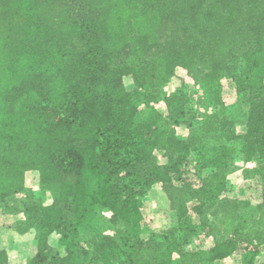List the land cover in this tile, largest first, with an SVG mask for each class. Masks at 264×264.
<instances>
[{
  "label": "trees",
  "instance_id": "trees-1",
  "mask_svg": "<svg viewBox=\"0 0 264 264\" xmlns=\"http://www.w3.org/2000/svg\"><path fill=\"white\" fill-rule=\"evenodd\" d=\"M225 78L248 97L244 124L219 101L200 113L205 98H193ZM169 82V123L138 122L144 87ZM253 160H264V0H0V204L38 229L30 264H86L75 248L86 258L78 239L88 233L101 264H213L243 245L258 253L264 184L252 217L250 199L228 195L233 169ZM29 171L57 186L51 202L28 201ZM156 183L161 235L132 240L129 257L113 261L99 221L140 225ZM199 231L209 241L183 249ZM0 264L19 262L0 250Z\"/></svg>",
  "mask_w": 264,
  "mask_h": 264
},
{
  "label": "rangeland",
  "instance_id": "rangeland-1",
  "mask_svg": "<svg viewBox=\"0 0 264 264\" xmlns=\"http://www.w3.org/2000/svg\"><path fill=\"white\" fill-rule=\"evenodd\" d=\"M175 90V86L172 82L163 83L160 88L144 87V94L137 100V121H152L156 125L165 126L169 123L168 108L166 105V98L170 96ZM198 96L205 98V103L199 107L200 113H209L212 111L210 103L219 101L222 104V110L234 118L239 124H244L249 111V102L246 94L238 92L235 83L228 78L223 79L218 85L217 91L215 89L207 87L204 84L196 86L193 92V98ZM197 105L193 104V107ZM196 125V121H194ZM178 134L181 137H185L188 134L189 127L185 124H179L176 127ZM158 155L161 153L157 151ZM242 167V174H239L238 168ZM264 184V160L261 165L258 161L253 160L246 164H240L233 169V177L231 188L228 195L231 197H245L250 199L251 204L246 210V217H252L256 215V205L261 200L262 188ZM26 187L28 190V201L32 199H40L43 203H49L57 194V186L53 188H47L41 186L39 181V175L36 171H29L26 174ZM161 184H154L141 198L142 209L144 213V221L136 226L132 227L123 222L118 224H110L108 219L106 221H99V228L97 231L103 235H110L111 244L107 248V252L112 253L113 261H117L121 257H129V243L132 240H149L152 237H158L163 230V211L161 209L160 200ZM15 206V205H13ZM19 207V205H17ZM106 212V211H105ZM103 215L107 216L108 212ZM11 218L6 219L3 225L8 230L10 226L27 228L30 227L27 220V215L19 211L14 212ZM173 218L175 216L173 215ZM194 226H199V219L194 214H191L186 220ZM1 226V225H0ZM35 229V225H32ZM93 234L88 233L83 235L78 240H88L86 243V258L80 254L82 251L78 244L75 248L76 256L75 261L81 262L82 259L86 260V264H101L102 253L96 250L95 243H92ZM58 237L53 240H57ZM109 239V238H108ZM210 237L203 231L189 240V243L183 246V249H194L209 241ZM107 240V239H106ZM114 240V241H113ZM113 243V244H112ZM178 260V255L175 254ZM17 258V257H16ZM18 259V258H17ZM19 262V259H18ZM264 262V245H262L255 253L250 246H241L233 255L214 262L213 264H263ZM20 264V263H19ZM23 264V263H21Z\"/></svg>",
  "mask_w": 264,
  "mask_h": 264
},
{
  "label": "crops",
  "instance_id": "crops-1",
  "mask_svg": "<svg viewBox=\"0 0 264 264\" xmlns=\"http://www.w3.org/2000/svg\"><path fill=\"white\" fill-rule=\"evenodd\" d=\"M10 211L5 210L4 206L0 204V250H6L9 255L17 257L19 263L30 264V261L37 251V236L38 229L35 227H13L10 226L8 230L3 225V222L11 218ZM57 240H53L54 238ZM59 236L56 233H52L49 236V242L53 246H60Z\"/></svg>",
  "mask_w": 264,
  "mask_h": 264
}]
</instances>
